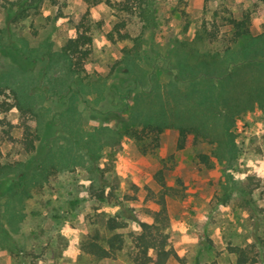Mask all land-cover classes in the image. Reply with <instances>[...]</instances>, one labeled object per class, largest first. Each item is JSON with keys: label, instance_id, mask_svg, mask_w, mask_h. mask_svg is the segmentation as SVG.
Here are the masks:
<instances>
[{"label": "rangeland", "instance_id": "1", "mask_svg": "<svg viewBox=\"0 0 264 264\" xmlns=\"http://www.w3.org/2000/svg\"><path fill=\"white\" fill-rule=\"evenodd\" d=\"M109 1L44 0L39 9L21 20L8 17L6 8L0 6V29L9 34L10 42L17 45V39H25L39 51L32 68L39 77L36 86L46 90L43 103L54 108L56 150L67 146V131L62 128L59 113L74 91L77 98L71 115L79 113L85 129L117 130L96 150V159L52 167L42 176V182L27 187L21 200L7 202L8 210L20 219L16 227L3 220L10 248L0 245V264H131L132 237L140 231L139 220H153L158 209L156 199L163 189L161 180L166 189L165 230L176 253L167 264H234L236 254L231 247L237 245L248 247L249 254L264 264V104L241 98L238 86L230 106L221 107L228 116L227 136L223 138L228 141L226 146L219 145L211 135L190 133L186 145L178 149V129L166 127L158 144L152 142L143 152L141 144L124 132L123 125L129 121L125 105H133L136 91L145 88L140 83H120L127 72L122 62L127 52H141L148 73L158 65L170 67L175 47L181 44L189 49L195 44L201 52L217 55H226L229 47L239 52L246 41L232 40L229 19L248 17L250 34L264 36V2L148 0L149 20L145 21L137 12L120 10L123 0ZM79 25L81 29L88 27L92 37L85 62L91 84L86 83L82 91L67 75L66 61L60 54L63 42L76 33ZM199 31L205 32L202 39L196 37ZM119 33L127 36L121 38ZM254 57L260 59L264 54ZM232 64L229 62V67ZM9 65L7 54L0 53V72L8 71ZM191 65L198 76L210 68L204 63L195 65V61ZM176 72L175 67L169 71L172 75ZM166 80L168 76L162 71L160 81ZM103 81L107 87L116 85V92L111 95L106 91L100 96L90 91L93 83ZM180 85L185 87L186 80ZM130 87L133 90L127 96ZM3 101L12 102L8 89L0 94V103ZM249 102L251 108L239 109ZM67 114L65 119L70 117ZM0 117L11 124H0L2 161L28 162L35 151L25 154L21 143L25 117L14 107ZM29 123L35 124L31 118ZM38 144L43 148L47 141ZM25 175L8 174L7 188L0 180V195L26 183ZM101 190L105 201L97 196ZM109 216L127 221L118 229L124 246L115 258L96 259L81 246L96 230L106 235Z\"/></svg>", "mask_w": 264, "mask_h": 264}, {"label": "trees", "instance_id": "2", "mask_svg": "<svg viewBox=\"0 0 264 264\" xmlns=\"http://www.w3.org/2000/svg\"><path fill=\"white\" fill-rule=\"evenodd\" d=\"M43 2L44 0H0V6L6 8L8 17L21 20L27 18L32 11L39 9ZM107 2L110 3L109 0ZM121 2L120 10L131 14L137 12L145 21L149 20L148 0ZM229 20L233 25L232 40L244 38L246 41L243 49L237 53L229 47L225 50L226 55H217L208 50L201 52L195 44L190 49L186 44H181L175 47V59L170 67L163 68L158 65L149 73L143 65L144 56L141 52L135 50L132 54L126 53V58L122 62L127 67V72L121 77L120 83H140L145 89L136 91L133 105H125V109L129 111V121L124 122L123 128L126 134L141 144L143 152L147 151L152 142H155L154 145L158 144L159 136L166 127L178 129V149L186 145L190 133L195 136L211 135L219 145L226 146L228 141L225 139L224 142L223 138L227 136L228 116L227 111L221 107L230 106L231 96L238 86L241 87V98L246 101L255 100L260 105L264 104V57L260 59L254 57L257 53L262 56L264 54V36L250 34L248 17ZM81 27L79 25L76 33L65 39L60 54L66 61L67 75L77 81L78 88L82 91L86 83L91 84L85 71V62L91 52L92 37L88 33V27L83 29ZM117 27L115 26V29L118 31ZM204 33L199 31L196 37L202 39ZM120 35L121 38L127 36L125 33ZM10 38L5 30L0 29V53L7 54L10 61L8 71L0 72V94L4 89H8L12 98V102L0 103V113L14 107L25 117L22 122L21 143L25 154L30 155L33 151L35 153L28 162H3L0 150L1 184L7 188L9 179L6 178L7 175L19 172H25V181H27L15 191L6 193L4 190L0 195V245L7 248H10L7 244L10 237L3 227V220L16 227L15 223L20 219L16 213L8 210L7 202L14 198L21 200L22 194L27 193V187L42 182V176L45 177L52 167L59 169L60 166L72 163L82 164L89 157L96 159L99 156L96 150L102 148L111 139L112 134L117 133V130L111 127L85 129L79 113L71 115L72 110L75 111L74 103L77 98V92L74 91L69 96L66 107L59 113L62 128L67 131L65 136L67 146L56 150L53 146L56 137L53 136L52 129L54 108L51 104L43 103L47 98L46 90L36 86L39 77L32 68L33 58L37 60L34 56L39 51L30 47L25 39H17L19 44L15 45L10 42ZM196 41L200 40L196 39ZM193 61L195 65L204 63V66L210 68L205 69L198 76L191 65ZM229 62L233 63L230 67ZM174 67L177 72L172 75L169 71ZM162 71L168 76V80L161 83ZM86 78L89 82L85 81ZM185 80L187 85L181 87L180 83ZM92 85L90 91L97 92L100 96L106 91H110L111 95L116 92V85L107 87L104 81L99 85L94 83ZM132 90L131 87L127 90V96ZM251 107L252 102H249L239 109ZM67 112L70 117L65 119L64 113ZM29 118L34 120V125L29 123ZM1 123L11 127L9 121L2 117H0ZM43 141H47L49 146L46 144L44 145L46 147L41 148L39 144L37 145V142L41 144ZM204 156L201 155V158ZM160 182L163 189L159 191L156 199L158 209L154 212L153 220L151 222L139 220L140 231L132 237V250L129 253L131 264H167L170 257H176L165 230L168 219L166 189L164 181ZM97 196L101 201L106 200L102 190ZM126 224L127 221L123 218L109 216L105 221L106 235L96 230L83 241L82 249L96 259L117 257L124 246L123 234L118 229L125 227ZM231 251L236 254L234 264H260L255 255L249 254L246 246L237 245L231 247Z\"/></svg>", "mask_w": 264, "mask_h": 264}]
</instances>
